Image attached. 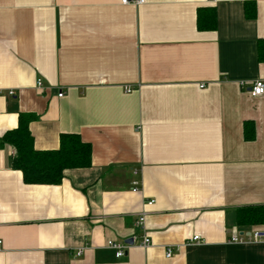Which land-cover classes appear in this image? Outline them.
<instances>
[{"label":"crops","instance_id":"obj_1","mask_svg":"<svg viewBox=\"0 0 264 264\" xmlns=\"http://www.w3.org/2000/svg\"><path fill=\"white\" fill-rule=\"evenodd\" d=\"M206 8L216 30L197 26ZM260 40L264 0H0V141L29 113L35 149L75 134L93 160L31 185L0 146V264H264V240L230 242L264 234L237 225L241 208H264ZM130 238L121 259L106 247Z\"/></svg>","mask_w":264,"mask_h":264},{"label":"trees","instance_id":"obj_2","mask_svg":"<svg viewBox=\"0 0 264 264\" xmlns=\"http://www.w3.org/2000/svg\"><path fill=\"white\" fill-rule=\"evenodd\" d=\"M248 19L257 16L256 4L249 2L245 6ZM197 26L200 30H216V11L203 9L199 11ZM259 61L264 62V40L258 45ZM18 128L8 131L0 141V146L10 145L16 153L12 158L14 169L22 172L27 184L59 185L63 182L66 169L89 168L92 165V146L85 143L80 136L64 134L60 138L58 150L39 151L34 147V138L30 132V124L37 116L20 113ZM246 141L255 138V126L244 124ZM237 225L239 227H256L264 224V208L260 206L244 207L238 211Z\"/></svg>","mask_w":264,"mask_h":264},{"label":"built area","instance_id":"obj_3","mask_svg":"<svg viewBox=\"0 0 264 264\" xmlns=\"http://www.w3.org/2000/svg\"><path fill=\"white\" fill-rule=\"evenodd\" d=\"M123 4H136V5H142L145 3V0H122ZM254 84L251 87L250 90V95L251 97H261L264 95V82H262L261 80H257L255 82H253ZM42 81L38 80L37 81V87L38 88H42ZM128 92H132V89H128ZM13 94V92L11 93ZM64 95V92H60L58 94L59 98H62ZM135 175H138V173L134 172ZM131 188H132V192L137 194L140 192L141 188H139V181L137 180H133L132 184H131ZM155 203L154 200H150L148 201L149 206H153ZM136 228L137 231L142 232L143 234L146 233L145 229H146V213H141L138 217V219L136 220ZM264 240V234L261 231H256V232H250V233H246L243 232L241 235H233L230 239V242L232 243H237V244H249V243H256L259 241H263ZM202 242V238L198 235L193 237L192 239H190L188 241V243L190 244H200ZM141 246L147 248L151 246V240L149 239V237L147 235L143 236V239L140 243ZM106 247H108V249H112L115 252V257L117 259H121L123 257H125L127 249L130 247V245L126 242L120 241V240H116V239H111L109 241H107L106 243ZM82 253H78V256H81ZM173 256V248L169 247L166 251V257L168 259H170Z\"/></svg>","mask_w":264,"mask_h":264},{"label":"water","instance_id":"obj_4","mask_svg":"<svg viewBox=\"0 0 264 264\" xmlns=\"http://www.w3.org/2000/svg\"><path fill=\"white\" fill-rule=\"evenodd\" d=\"M127 243L130 244V245H133V244H134V241H133V239L130 238V239L127 241Z\"/></svg>","mask_w":264,"mask_h":264}]
</instances>
